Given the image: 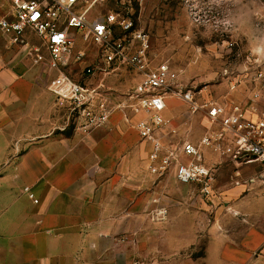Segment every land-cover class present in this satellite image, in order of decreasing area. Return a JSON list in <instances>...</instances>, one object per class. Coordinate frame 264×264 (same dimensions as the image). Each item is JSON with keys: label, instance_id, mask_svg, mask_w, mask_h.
<instances>
[{"label": "rangeland", "instance_id": "374dc122", "mask_svg": "<svg viewBox=\"0 0 264 264\" xmlns=\"http://www.w3.org/2000/svg\"><path fill=\"white\" fill-rule=\"evenodd\" d=\"M93 1L96 0H82L79 7ZM11 9L12 0H0V17ZM112 11L131 16L149 33L152 58L170 63L183 83L197 90L201 102L238 105L248 117L264 118V52L257 51L264 49V0H98L89 14L95 19ZM75 34L74 49L85 52V56L62 70L84 82L86 67L100 57L101 51L87 33L77 30ZM38 49L48 55L34 33L20 43H12L0 34V70L7 72L8 78L28 75L50 91L59 71L50 60L36 59ZM107 81L120 99L133 89L138 76L133 69L124 67ZM54 110L57 128L77 130L68 107L56 98ZM168 115L172 123L164 132V141L173 149L179 150L184 139L199 141L208 125L204 114H191L188 105L177 99L169 100ZM137 118L135 113L118 108L111 124L127 132L122 139L129 142V149L126 152L119 148V167L110 171L120 181L129 180L135 194L144 199L139 202L147 216L135 220L136 225L144 222L150 229L149 242L146 241L151 247L150 255L135 257L131 262L191 258L204 264L209 230L214 223H225L234 241L242 240L250 228L264 234V164L226 161L212 149H204L205 160L211 165L219 164L215 194L208 198L199 185L179 182L173 168L154 170L152 146L141 138L135 126ZM161 208L168 210L165 224L198 228V243L172 257L164 255L171 249L170 243L163 241L167 229L162 219L154 217ZM167 234L174 238L179 235ZM157 247L161 250H154ZM250 264H264V257Z\"/></svg>", "mask_w": 264, "mask_h": 264}, {"label": "crops", "instance_id": "0c3cea01", "mask_svg": "<svg viewBox=\"0 0 264 264\" xmlns=\"http://www.w3.org/2000/svg\"><path fill=\"white\" fill-rule=\"evenodd\" d=\"M54 107L55 95L45 85L0 70V264H131L149 256L150 229L135 220L147 216L139 202L144 199L110 171L119 167V148L129 149L127 132L111 127L112 116L86 134L57 128ZM166 218L163 226L179 235L166 230L162 240L171 249L164 255L198 243V228L165 224ZM221 224L210 227L204 264L264 257L261 231L250 228L234 241ZM151 260L197 264L191 258Z\"/></svg>", "mask_w": 264, "mask_h": 264}, {"label": "built area", "instance_id": "2783aa9c", "mask_svg": "<svg viewBox=\"0 0 264 264\" xmlns=\"http://www.w3.org/2000/svg\"><path fill=\"white\" fill-rule=\"evenodd\" d=\"M81 1L12 0L9 14L0 17V34L12 43L24 42L29 33L41 39L48 55L38 49L36 59H48L58 69L50 90L59 103L68 107L77 130L89 132L106 125L118 108L135 113L141 138L152 146L154 170L173 168L179 182L199 185L208 198L215 194L219 164H209L204 149H212L226 161L264 164L263 117L250 118L238 105L201 102L197 90L184 84L170 63L152 58L150 35L131 16L112 11L92 19L89 13L98 0L79 7ZM77 30L87 33L101 51L100 57L86 67L84 82L62 70L85 56V52L74 49ZM124 67L133 69L138 81L118 99L107 78ZM100 75L103 77L94 81ZM171 99L183 101L191 114H204L208 124L199 141L184 139L179 150L164 141V132L172 123L168 115ZM167 214L168 210L161 208L154 217L163 219ZM131 264L155 263L138 259Z\"/></svg>", "mask_w": 264, "mask_h": 264}, {"label": "clouds", "instance_id": "9594fccd", "mask_svg": "<svg viewBox=\"0 0 264 264\" xmlns=\"http://www.w3.org/2000/svg\"><path fill=\"white\" fill-rule=\"evenodd\" d=\"M258 52H264V49H257Z\"/></svg>", "mask_w": 264, "mask_h": 264}]
</instances>
